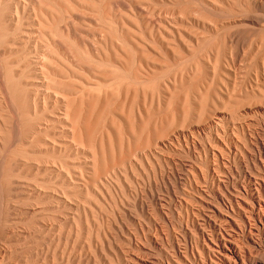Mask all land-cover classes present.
I'll list each match as a JSON object with an SVG mask.
<instances>
[{
	"label": "rangeland",
	"instance_id": "1",
	"mask_svg": "<svg viewBox=\"0 0 264 264\" xmlns=\"http://www.w3.org/2000/svg\"><path fill=\"white\" fill-rule=\"evenodd\" d=\"M258 148L264 0H0V264H168Z\"/></svg>",
	"mask_w": 264,
	"mask_h": 264
},
{
	"label": "bare ground",
	"instance_id": "2",
	"mask_svg": "<svg viewBox=\"0 0 264 264\" xmlns=\"http://www.w3.org/2000/svg\"><path fill=\"white\" fill-rule=\"evenodd\" d=\"M91 99L95 100L93 97ZM77 101L84 100L79 98ZM74 104L73 100L67 101V109L75 121V130L77 133L82 131L88 138L92 126V101L88 102L89 111L83 116L81 107ZM257 159L262 165L255 166L264 173V148L258 150ZM101 161V156L95 157L96 164ZM215 175H210L215 183V188L210 190L212 198L198 212L192 210L193 214H188V230L183 234L184 246L178 243L173 253L169 252L167 263L264 264V175L258 176L255 172L242 169V180L234 188L228 187L224 180Z\"/></svg>",
	"mask_w": 264,
	"mask_h": 264
}]
</instances>
